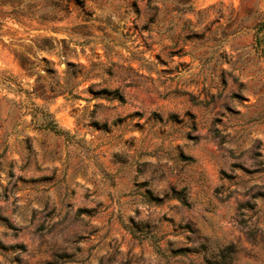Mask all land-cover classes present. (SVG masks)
I'll return each instance as SVG.
<instances>
[{"label":"rangeland","instance_id":"rangeland-1","mask_svg":"<svg viewBox=\"0 0 264 264\" xmlns=\"http://www.w3.org/2000/svg\"><path fill=\"white\" fill-rule=\"evenodd\" d=\"M0 264H264V0H0Z\"/></svg>","mask_w":264,"mask_h":264},{"label":"trees","instance_id":"trees-1","mask_svg":"<svg viewBox=\"0 0 264 264\" xmlns=\"http://www.w3.org/2000/svg\"><path fill=\"white\" fill-rule=\"evenodd\" d=\"M52 128L56 129V131H61L60 129H57L56 126H53Z\"/></svg>","mask_w":264,"mask_h":264}]
</instances>
